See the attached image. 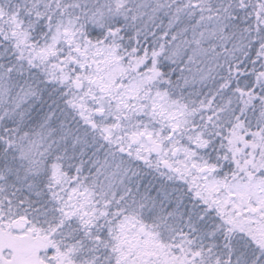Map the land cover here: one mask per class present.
I'll return each instance as SVG.
<instances>
[{
    "label": "snow or ice",
    "instance_id": "6c2138e0",
    "mask_svg": "<svg viewBox=\"0 0 264 264\" xmlns=\"http://www.w3.org/2000/svg\"><path fill=\"white\" fill-rule=\"evenodd\" d=\"M0 264H264V0H0Z\"/></svg>",
    "mask_w": 264,
    "mask_h": 264
}]
</instances>
